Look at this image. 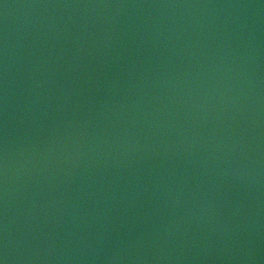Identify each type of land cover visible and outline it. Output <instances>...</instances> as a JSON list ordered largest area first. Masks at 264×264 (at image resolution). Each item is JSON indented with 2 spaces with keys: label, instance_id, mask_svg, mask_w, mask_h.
<instances>
[{
  "label": "water",
  "instance_id": "water-1",
  "mask_svg": "<svg viewBox=\"0 0 264 264\" xmlns=\"http://www.w3.org/2000/svg\"><path fill=\"white\" fill-rule=\"evenodd\" d=\"M0 264H264V0H0Z\"/></svg>",
  "mask_w": 264,
  "mask_h": 264
}]
</instances>
